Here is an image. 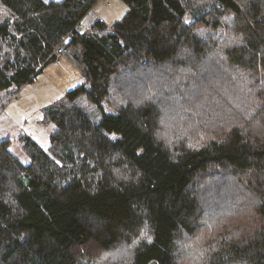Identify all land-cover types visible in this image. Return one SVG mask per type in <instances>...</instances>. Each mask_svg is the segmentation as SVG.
<instances>
[{"label": "trees", "instance_id": "16d2710c", "mask_svg": "<svg viewBox=\"0 0 264 264\" xmlns=\"http://www.w3.org/2000/svg\"><path fill=\"white\" fill-rule=\"evenodd\" d=\"M123 1L78 30L96 0H0V93L62 42L83 78L47 151L0 139V264H264V0Z\"/></svg>", "mask_w": 264, "mask_h": 264}, {"label": "crops", "instance_id": "0c3cea01", "mask_svg": "<svg viewBox=\"0 0 264 264\" xmlns=\"http://www.w3.org/2000/svg\"><path fill=\"white\" fill-rule=\"evenodd\" d=\"M128 10L127 4L123 0H96L91 10L83 17L80 24L82 29H90L94 21L99 18L106 24L110 25L116 20H119ZM61 58L59 55L58 59ZM61 61V59H60ZM61 63V62H60ZM60 68V67H59ZM46 67L36 77V82L28 83L21 90L22 98L19 94H14L12 101L4 104V109L11 114L9 110L16 112L14 115L15 124L20 126L21 135H28L34 140L42 149L48 150L50 146L49 130L42 126V109L44 106L60 98L64 94L61 86H56V76H51L50 72L45 74ZM9 90V89H8ZM28 133V134H27Z\"/></svg>", "mask_w": 264, "mask_h": 264}, {"label": "rangeland", "instance_id": "374dc122", "mask_svg": "<svg viewBox=\"0 0 264 264\" xmlns=\"http://www.w3.org/2000/svg\"><path fill=\"white\" fill-rule=\"evenodd\" d=\"M60 59H61V61H60L61 63L59 62L58 59L48 62L45 65V67L47 69L45 71V74L50 72L52 77L56 76V82L52 81L53 84L56 83V86H61L64 90L73 89L79 83L81 84V82L83 81V78L79 72H77V71L75 72L72 65L67 60H65L64 57H61ZM34 82H36V81H34ZM27 84H25V85H27ZM25 85H23L19 90H17V92L14 88H10L9 90H4L0 93V139L9 138L10 143H11L10 147H9L10 151L12 152V154H14L16 157H18L21 160V162L26 164V163H28L29 158H28L27 154L25 153V151L23 150V141L21 140V136H20V134L23 131L21 132L19 130L20 126L18 124H15L12 121V120H14V118H15L14 115H16L17 111L13 112V111L9 110L10 113L13 114V116H11V114L7 113V111H5L4 109L2 110V108L4 107V104L11 102L12 98L14 97V94H16V93L19 94L20 90ZM21 98H22V96H21V94H19V98H17V99L15 98V100H20ZM12 102L15 103L14 100ZM78 102L81 104V106L84 107V109L88 112L89 116L91 117V119L95 123L100 122V120L102 118L101 109L96 104L88 102L85 93H81L78 96ZM103 107L105 108V111L107 113H110L112 111V108H110L107 105H104ZM51 125L52 124H48L46 126L43 124L42 126H44L47 129L50 127V129H51ZM110 135L114 137V134H110ZM122 252H124L126 254L125 248L120 249V253H122ZM114 254L111 255L113 257V260H112V258L109 257V259H111L110 260L111 263L117 258V256L115 257ZM103 258L106 259V256Z\"/></svg>", "mask_w": 264, "mask_h": 264}, {"label": "built area", "instance_id": "2783aa9c", "mask_svg": "<svg viewBox=\"0 0 264 264\" xmlns=\"http://www.w3.org/2000/svg\"><path fill=\"white\" fill-rule=\"evenodd\" d=\"M76 29H82V26H81V24H78L77 26H76ZM64 52H66V47H65V43L64 42H62V43H60L57 47H56V49L54 50V53L57 55V57L60 55V54H62V53H64Z\"/></svg>", "mask_w": 264, "mask_h": 264}, {"label": "water", "instance_id": "95a60500", "mask_svg": "<svg viewBox=\"0 0 264 264\" xmlns=\"http://www.w3.org/2000/svg\"><path fill=\"white\" fill-rule=\"evenodd\" d=\"M148 264H159V262L156 259H152L148 262Z\"/></svg>", "mask_w": 264, "mask_h": 264}]
</instances>
